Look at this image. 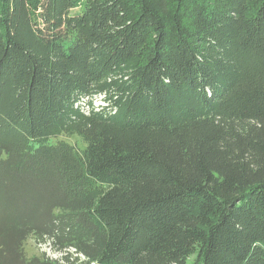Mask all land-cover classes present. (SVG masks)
Returning a JSON list of instances; mask_svg holds the SVG:
<instances>
[{"label": "trees", "instance_id": "obj_1", "mask_svg": "<svg viewBox=\"0 0 264 264\" xmlns=\"http://www.w3.org/2000/svg\"><path fill=\"white\" fill-rule=\"evenodd\" d=\"M0 264H264V0H0Z\"/></svg>", "mask_w": 264, "mask_h": 264}, {"label": "rangeland", "instance_id": "obj_2", "mask_svg": "<svg viewBox=\"0 0 264 264\" xmlns=\"http://www.w3.org/2000/svg\"><path fill=\"white\" fill-rule=\"evenodd\" d=\"M94 100H95V104L97 105L103 104V99L101 95H97ZM57 139L68 141L80 147L84 146V143L82 142V140H80V138H78L76 135L65 134V135H61L57 137ZM22 248H23L24 255L27 258L46 257V258L55 260V259L62 257L63 255L61 254V252L55 249L53 250V248H51V246L49 245L47 241L38 243L33 236H29L25 239V242L23 243ZM70 251L74 256L73 250L70 249Z\"/></svg>", "mask_w": 264, "mask_h": 264}, {"label": "built area", "instance_id": "obj_3", "mask_svg": "<svg viewBox=\"0 0 264 264\" xmlns=\"http://www.w3.org/2000/svg\"><path fill=\"white\" fill-rule=\"evenodd\" d=\"M95 99V98H94ZM94 105L96 106V107H98V105L97 104H95V100H94Z\"/></svg>", "mask_w": 264, "mask_h": 264}]
</instances>
